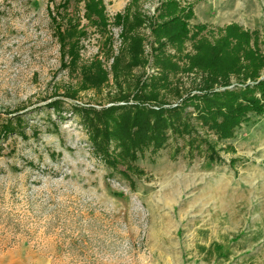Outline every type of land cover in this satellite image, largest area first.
Segmentation results:
<instances>
[{"label": "rangeland", "instance_id": "374dc122", "mask_svg": "<svg viewBox=\"0 0 264 264\" xmlns=\"http://www.w3.org/2000/svg\"><path fill=\"white\" fill-rule=\"evenodd\" d=\"M88 1L0 0V264H264V109L220 134L194 107L208 71L193 64L232 23L264 55V0ZM174 16L182 38L163 26ZM187 94L157 147L104 135V108Z\"/></svg>", "mask_w": 264, "mask_h": 264}, {"label": "trees", "instance_id": "16d2710c", "mask_svg": "<svg viewBox=\"0 0 264 264\" xmlns=\"http://www.w3.org/2000/svg\"><path fill=\"white\" fill-rule=\"evenodd\" d=\"M99 0H89L87 8L99 10L97 3ZM104 18V17H103ZM169 32V36L172 39L182 38L185 35L184 23L178 16H174L171 20L166 21L163 25ZM224 31L226 36L219 40L216 45L210 47L212 55L206 58V49L199 43L197 50L201 51L196 53V59L193 60V64L198 65L204 69H207L208 76L203 80L200 89H203L201 98L203 100L201 104L194 103L199 111L200 116L209 121L210 125L216 128L219 133L227 132L229 125L236 123L240 118L247 119L246 112L254 111L260 113L264 109V77L257 78L254 76V70L258 62L264 59V55L260 53V48L254 44L250 45V39L252 33L240 29L237 24H229L225 27ZM229 38L235 39V45H231L227 48ZM205 49V51H204ZM77 50L71 49L73 54ZM242 52L243 59L240 60L239 52ZM97 62V67L101 70V78H105L106 73L100 67V62ZM230 72L242 74L244 77H250L253 82H242L238 87L234 86L229 88V84L226 83L222 89H214L211 84L214 81L215 75H222L224 78L229 76ZM243 79V78H241ZM243 81V80H242ZM260 93L259 97L255 95V92ZM194 97H198V94H192ZM191 94H187L182 97L181 102L175 106L165 107L162 102L155 101L156 107L144 106V105H121L110 108H104V113L112 121L111 127L106 129L104 134L106 138L113 137L116 141V146H122V149L126 146L130 148H139L140 150L151 143H155L154 147L159 146L164 138L165 128L172 127L176 131L179 127L176 125L175 120H180V113H183V105L191 102ZM155 99V97H153ZM59 101H54V107L58 105ZM185 102V103H184ZM184 103V104H183ZM73 109L80 110L84 120H88L90 123L93 120L92 112L87 108L73 107ZM119 110L116 115L113 114L115 110ZM95 114L97 113L94 111ZM207 113V115H206ZM118 116V117H116ZM221 116V120L217 121V117ZM19 118V117H18ZM176 118V119H175ZM172 119H175L172 121ZM11 120L5 121L2 125V130L6 133L9 130H13L17 127L11 123ZM205 122V121H204ZM181 123V122H179ZM183 124V123H181ZM98 128L95 129V136L93 134V142L95 148L102 150V157L108 162H112L111 151H107L103 147L101 142H97L95 139L98 135ZM1 148V147H0Z\"/></svg>", "mask_w": 264, "mask_h": 264}]
</instances>
